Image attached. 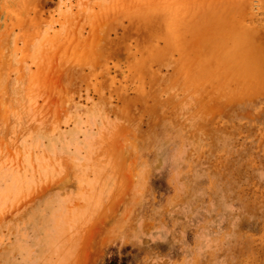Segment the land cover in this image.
Instances as JSON below:
<instances>
[{
  "label": "rangeland",
  "instance_id": "rangeland-1",
  "mask_svg": "<svg viewBox=\"0 0 264 264\" xmlns=\"http://www.w3.org/2000/svg\"><path fill=\"white\" fill-rule=\"evenodd\" d=\"M0 264H264V0H0Z\"/></svg>",
  "mask_w": 264,
  "mask_h": 264
},
{
  "label": "bare ground",
  "instance_id": "bare-ground-1",
  "mask_svg": "<svg viewBox=\"0 0 264 264\" xmlns=\"http://www.w3.org/2000/svg\"><path fill=\"white\" fill-rule=\"evenodd\" d=\"M253 28H254V27H253ZM213 30H214V29H213ZM211 35H212V34H211ZM197 36H198V35H197ZM220 36H221V35H220ZM208 39H209V38H208ZM208 41H209V40H208ZM210 42H211V41H210ZM211 43H213V42H211ZM204 46H205V45H204ZM204 46H203V47H204ZM210 46H211V45H210ZM208 47H209V46H208ZM212 47H214V46H212ZM212 47L210 48L211 51L213 50ZM204 48H205V47H204ZM201 49H202V46H201ZM210 49H209V51H210ZM203 50H204V49H202V51H203ZM239 50H240V49H239ZM227 51H228V50H227ZM243 51H244V50H243ZM204 52H205V51H204ZM204 52H203V55H204ZM241 52H242V51H241ZM199 53H200V52H199ZM201 53H202V52H201ZM240 55H241V54H240ZM211 61H212V60H211ZM211 61H210V63H211ZM208 64H209V63H208ZM208 64H207V65H208ZM200 65H201V64H200ZM242 70H243V69H242ZM219 72H220V71H219Z\"/></svg>",
  "mask_w": 264,
  "mask_h": 264
}]
</instances>
